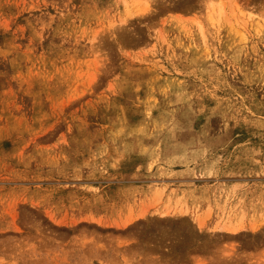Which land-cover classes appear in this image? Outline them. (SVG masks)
<instances>
[{"label": "rangeland", "instance_id": "374dc122", "mask_svg": "<svg viewBox=\"0 0 264 264\" xmlns=\"http://www.w3.org/2000/svg\"><path fill=\"white\" fill-rule=\"evenodd\" d=\"M0 264H264V0H0Z\"/></svg>", "mask_w": 264, "mask_h": 264}, {"label": "bare ground", "instance_id": "6f19581e", "mask_svg": "<svg viewBox=\"0 0 264 264\" xmlns=\"http://www.w3.org/2000/svg\"><path fill=\"white\" fill-rule=\"evenodd\" d=\"M167 212H168V211H167ZM163 217H165V215H164ZM218 228H219V227H218ZM219 230H220V228H219ZM219 230H218V231H219Z\"/></svg>", "mask_w": 264, "mask_h": 264}]
</instances>
